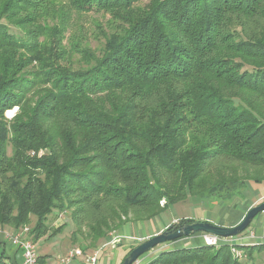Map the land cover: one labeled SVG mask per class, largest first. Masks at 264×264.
I'll return each instance as SVG.
<instances>
[{
	"label": "trees",
	"instance_id": "16d2710c",
	"mask_svg": "<svg viewBox=\"0 0 264 264\" xmlns=\"http://www.w3.org/2000/svg\"><path fill=\"white\" fill-rule=\"evenodd\" d=\"M143 1L0 0L3 230L35 216L36 243L66 210L94 246L189 196L233 201L264 182V0ZM72 10L110 14L100 55L63 44ZM74 50L86 65L63 61ZM241 247L252 259L264 243ZM9 251L0 237V264H18ZM145 264L243 263L202 242Z\"/></svg>",
	"mask_w": 264,
	"mask_h": 264
},
{
	"label": "rangeland",
	"instance_id": "374dc122",
	"mask_svg": "<svg viewBox=\"0 0 264 264\" xmlns=\"http://www.w3.org/2000/svg\"><path fill=\"white\" fill-rule=\"evenodd\" d=\"M146 2L147 0H144L142 5ZM70 14V24L65 26L63 44L70 49L71 44L77 43L83 46V48L94 52L96 55H100L105 42L103 32H112L115 27V23L113 19L110 18V14L97 10L82 13L72 10ZM262 25L258 27L253 26V29L262 31V28L264 29V24ZM80 47L78 46V51ZM78 51H70L63 61L75 68L86 65V60ZM16 111L17 107L7 110V117L10 118V116H13ZM41 154L42 151L39 155ZM263 201L264 182L257 183L253 180L248 181V186L243 190V195L235 197L233 201H221L217 199L202 200L200 198L189 196L183 201L171 204L167 210L154 219L138 222L130 221L124 224L123 228L111 231L107 238L101 239L94 246L90 245L92 240L86 236V228L83 229L84 233H74V231L77 230V225L73 221L69 211L55 209L48 218L49 230L36 242V246L38 253L52 258L53 261H58L61 255L67 254L70 250L80 248L83 255L75 257L70 264H85V255L92 254L95 251H99L100 254H98V261L96 264H110L115 261L116 257H119V259L123 258L124 253L126 254L130 250V247L139 245L153 235L165 230L168 227L166 226L163 228L165 225L169 224L170 226L172 223H176L182 219H195L200 221H211L218 225L225 224L228 226H234L243 219L252 206ZM35 221L36 217L32 216V222L26 226L32 228ZM62 224H65V228L54 233L59 226H62ZM262 226H264V212H260L253 219L243 235H249L252 233L256 237V232L259 234V231L263 228ZM124 227L126 228L125 230ZM0 229H2V227H0ZM7 230L10 233L16 231L12 228H8ZM124 234L130 235V237L122 238L120 235ZM200 234L161 244L142 255L139 258V261L135 264H145L155 257L161 250L172 249L175 247L197 246L202 243L200 241ZM1 236L2 235H0V237ZM255 242L263 243L264 241L257 240V238L247 239L245 241L247 245ZM117 243H119V246H117ZM7 244L9 248L12 245L8 239ZM243 257L244 258L241 259L243 264L250 263V260H253L256 264H264V249L262 252L255 251L252 259L245 254L244 251ZM17 262L18 264H25L23 250H20L17 253Z\"/></svg>",
	"mask_w": 264,
	"mask_h": 264
},
{
	"label": "water",
	"instance_id": "95a60500",
	"mask_svg": "<svg viewBox=\"0 0 264 264\" xmlns=\"http://www.w3.org/2000/svg\"><path fill=\"white\" fill-rule=\"evenodd\" d=\"M260 212H264V201L252 206L243 219L234 226H223L212 223L211 221L200 220L191 222L184 221L177 226H168L165 230L153 235L132 249L121 264H135L139 261L140 256L148 253L155 247L181 238L191 237L198 232L211 233L221 237H234L240 235L250 226L253 219Z\"/></svg>",
	"mask_w": 264,
	"mask_h": 264
},
{
	"label": "built area",
	"instance_id": "2783aa9c",
	"mask_svg": "<svg viewBox=\"0 0 264 264\" xmlns=\"http://www.w3.org/2000/svg\"><path fill=\"white\" fill-rule=\"evenodd\" d=\"M164 202L165 200L163 199L161 203L163 204ZM29 230V226H24L14 233L0 229V235H2L4 239H8L13 246L20 247V249L23 250L25 264H40L37 246L36 243L30 238ZM243 233L234 237H221L215 234L203 232L200 234V237L203 244L215 246L216 248L228 245L231 248L233 256L241 260L244 258V250L241 246L247 245L245 243L247 239L255 238V235L252 233L249 235H243ZM98 254L99 251H95L92 254L85 255V264H96L98 261ZM82 255V250L80 248H75L70 250L67 254H63L59 258L57 264H70L75 257Z\"/></svg>",
	"mask_w": 264,
	"mask_h": 264
},
{
	"label": "crops",
	"instance_id": "0c3cea01",
	"mask_svg": "<svg viewBox=\"0 0 264 264\" xmlns=\"http://www.w3.org/2000/svg\"><path fill=\"white\" fill-rule=\"evenodd\" d=\"M126 226V225H125ZM223 226H228V225H225V224H223ZM166 227V225L163 227V228H165ZM263 228H262V230L261 231H259V234L256 232V237L255 238H257V240H263L264 241V226H262ZM162 228V229H163ZM126 228L124 227V230H125ZM161 229V230H162ZM14 230V229H13ZM12 230V231H13ZM152 234H154V233H152ZM151 234V235H152ZM120 236H122V238H129L130 237V235H126V234H124V235H120ZM194 236V235H193ZM1 238H3L2 236H1ZM113 238V237H112ZM4 239V238H3ZM112 240V239H111ZM261 242H255V243H253V244H260ZM264 243V242H263ZM119 243H117V246H119L118 245ZM11 249H10V254H11V257H13V258H17V251H16V248L14 247V246H11L10 247ZM116 249V248H115ZM46 253H48V252H46ZM100 255V254H99ZM124 255H125V253H124ZM39 256H40V264H57V262L58 261H53L52 260V258H49V257H46V256H44L43 254H41V253H39ZM62 256V255H61ZM124 257V256H123ZM123 258H121V259H119V257H116L115 258V261L112 263H110V264H120V262H121V260H122ZM82 263H83V260H82ZM84 264V263H83Z\"/></svg>",
	"mask_w": 264,
	"mask_h": 264
}]
</instances>
